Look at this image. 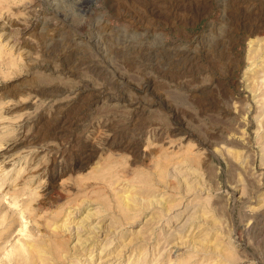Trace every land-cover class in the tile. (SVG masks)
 <instances>
[{
	"label": "rangeland",
	"instance_id": "obj_1",
	"mask_svg": "<svg viewBox=\"0 0 264 264\" xmlns=\"http://www.w3.org/2000/svg\"><path fill=\"white\" fill-rule=\"evenodd\" d=\"M262 54L264 0H0V264L69 211L78 264H264Z\"/></svg>",
	"mask_w": 264,
	"mask_h": 264
},
{
	"label": "bare ground",
	"instance_id": "obj_2",
	"mask_svg": "<svg viewBox=\"0 0 264 264\" xmlns=\"http://www.w3.org/2000/svg\"><path fill=\"white\" fill-rule=\"evenodd\" d=\"M261 56L263 60H260L262 64L258 65V67L260 68L256 67V70L253 73H251L250 76L248 77L250 82L248 83L247 87L249 88L248 90L251 93L252 92L254 93L255 91H257V89L260 88V87L258 88V84H262L264 81V80L261 82L256 81L258 78V77L256 78V75L260 74L259 70L257 69L264 68V54H262ZM263 138H264V134H262L261 136V139ZM233 157H234L233 159H236L237 161H239L238 160L239 155H235ZM248 157L249 156L245 157V161H239V163L243 165L245 162H248L249 160H251V159H248ZM243 167L246 168V164H244ZM117 197H118V203L123 208V210L135 211V210L140 209L142 206V202L140 198L134 196V194L131 193L130 191L129 192L125 191L124 193L118 194ZM152 201H147L146 206L148 204L153 205L154 203ZM162 201L163 200H160L159 202H162ZM166 208L167 207L164 204H162L160 207L161 209L160 212H162V210L167 211ZM19 212H20L19 214L22 215L21 210H19ZM71 213H72L71 211L67 212V214L64 215V218L60 220V223H56L55 220L53 221L52 219L46 223V228H45L46 234H48V236H54L55 239H53L52 241L50 240L49 241H38V240L29 241V242H24L23 244H20L18 247H15V249L7 256L8 260L6 264H64L65 261H67V263H70V264H78V262L80 261H78L77 259L74 260L72 258V255L78 257V256L83 255L82 253H84L86 249H93L96 243L95 241H93V239H96V237L95 235H89L88 237L80 239L79 238L80 228L79 226H76L77 222H74V220L71 221V219L69 218ZM87 218H88V214L84 217L83 220ZM95 229H98V228H95ZM92 230L94 231V229ZM65 235L68 236V238H71L73 236L77 241V243L73 247L75 249L72 255L67 251L65 242L58 241L56 239V236H65ZM88 241H89V244L88 246H86V242Z\"/></svg>",
	"mask_w": 264,
	"mask_h": 264
}]
</instances>
